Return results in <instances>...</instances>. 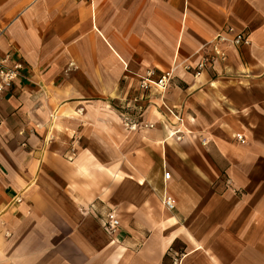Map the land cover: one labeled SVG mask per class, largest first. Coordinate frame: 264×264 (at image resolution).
I'll list each match as a JSON object with an SVG mask.
<instances>
[{"label":"crops","instance_id":"obj_1","mask_svg":"<svg viewBox=\"0 0 264 264\" xmlns=\"http://www.w3.org/2000/svg\"><path fill=\"white\" fill-rule=\"evenodd\" d=\"M2 59L0 264H264V0H0Z\"/></svg>","mask_w":264,"mask_h":264},{"label":"built area","instance_id":"obj_2","mask_svg":"<svg viewBox=\"0 0 264 264\" xmlns=\"http://www.w3.org/2000/svg\"><path fill=\"white\" fill-rule=\"evenodd\" d=\"M249 44V37L244 31H238L235 28L229 26L222 32H219L212 40V49L211 53L203 56L196 64H185L183 69L190 72L193 77H198L203 70L211 68L218 63H223L227 59L226 48L229 46H245ZM21 68L20 63H15L13 66L9 67L6 65V59L0 60V91L6 87L11 86L14 80L19 75V70ZM173 78V69H170L166 72H162L160 75L156 76L155 71L149 69L145 71L143 75L140 76V86L142 88H149L151 86L157 87L161 90H164L171 79ZM170 114L176 117L177 122L181 123L180 117L174 114L172 110H169ZM124 126L128 130H135L137 128V122L131 119H124ZM145 126V125H143ZM151 126V125H149ZM179 128L175 127L171 129V134L177 135V139H180ZM235 138L239 141H243L241 135H235ZM169 173L165 172L163 177L165 179L169 178ZM16 200L19 202L21 197H17ZM162 205L168 211H171L175 208V199L165 194L162 198ZM103 227L109 233H114L119 227V220L116 214L115 209H109L103 218ZM174 264H179L180 259L175 258L173 260Z\"/></svg>","mask_w":264,"mask_h":264}]
</instances>
